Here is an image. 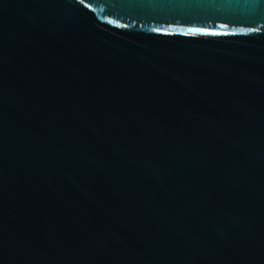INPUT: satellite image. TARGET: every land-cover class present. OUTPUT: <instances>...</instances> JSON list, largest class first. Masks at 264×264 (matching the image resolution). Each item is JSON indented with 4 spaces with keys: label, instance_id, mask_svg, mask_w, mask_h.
Here are the masks:
<instances>
[{
    "label": "water",
    "instance_id": "1",
    "mask_svg": "<svg viewBox=\"0 0 264 264\" xmlns=\"http://www.w3.org/2000/svg\"><path fill=\"white\" fill-rule=\"evenodd\" d=\"M0 264H264V0H0Z\"/></svg>",
    "mask_w": 264,
    "mask_h": 264
},
{
    "label": "snow or ice",
    "instance_id": "2",
    "mask_svg": "<svg viewBox=\"0 0 264 264\" xmlns=\"http://www.w3.org/2000/svg\"><path fill=\"white\" fill-rule=\"evenodd\" d=\"M80 2L83 3L84 0H80ZM157 31H159V30H157ZM189 31H191V32H205V34H207L206 30H203V29H190ZM247 31H250V29ZM212 34H217V33H212Z\"/></svg>",
    "mask_w": 264,
    "mask_h": 264
}]
</instances>
